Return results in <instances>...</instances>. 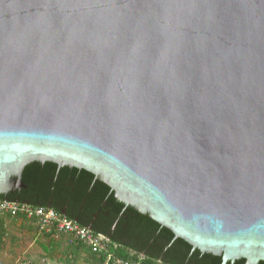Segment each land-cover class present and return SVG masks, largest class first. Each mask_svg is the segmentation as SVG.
I'll list each match as a JSON object with an SVG mask.
<instances>
[{"label": "water", "instance_id": "water-1", "mask_svg": "<svg viewBox=\"0 0 264 264\" xmlns=\"http://www.w3.org/2000/svg\"><path fill=\"white\" fill-rule=\"evenodd\" d=\"M35 161L264 261V0H0V195Z\"/></svg>", "mask_w": 264, "mask_h": 264}, {"label": "trees", "instance_id": "trees-1", "mask_svg": "<svg viewBox=\"0 0 264 264\" xmlns=\"http://www.w3.org/2000/svg\"><path fill=\"white\" fill-rule=\"evenodd\" d=\"M26 187L0 195V200L19 201L35 207L51 208L59 216L76 221L98 235L109 238L116 257L136 264H221L222 259L202 253L148 215L117 200L113 190L92 173L54 162L35 161L23 171ZM8 217L10 215H7ZM10 218L34 223L51 248L63 247L66 264L82 260L84 264H104L105 255L93 252L78 240L66 243L67 234L40 230L35 220L18 215ZM31 221V222H30ZM55 235H60V242ZM46 249V248H45ZM48 251V249H47ZM244 264L245 260L236 261ZM231 264V263H228ZM260 264H264L261 261Z\"/></svg>", "mask_w": 264, "mask_h": 264}, {"label": "rangeland", "instance_id": "rangeland-1", "mask_svg": "<svg viewBox=\"0 0 264 264\" xmlns=\"http://www.w3.org/2000/svg\"><path fill=\"white\" fill-rule=\"evenodd\" d=\"M0 216L10 218L7 215ZM55 238L61 243L60 235H55ZM67 238L66 243L74 239L69 235ZM47 242V238L35 230L34 223L23 222L21 225L18 221L8 219L6 223L0 221V264H66L63 259L65 249L51 248ZM71 264L84 262L78 260Z\"/></svg>", "mask_w": 264, "mask_h": 264}, {"label": "built area", "instance_id": "built-area-1", "mask_svg": "<svg viewBox=\"0 0 264 264\" xmlns=\"http://www.w3.org/2000/svg\"><path fill=\"white\" fill-rule=\"evenodd\" d=\"M0 215H10L11 217L21 215L35 220L40 230L67 234L93 252L103 253L106 258L104 264H136L116 257L110 250V240L107 236L96 235L91 229L81 227L76 221L59 216L54 210L16 201L0 200Z\"/></svg>", "mask_w": 264, "mask_h": 264}, {"label": "crops", "instance_id": "crops-1", "mask_svg": "<svg viewBox=\"0 0 264 264\" xmlns=\"http://www.w3.org/2000/svg\"><path fill=\"white\" fill-rule=\"evenodd\" d=\"M11 220V221H15V222H19V224H21L22 225V223H23V221H22V219H15V218H7V217H1L0 216V221L3 223H6V220ZM3 227H5L4 225H3Z\"/></svg>", "mask_w": 264, "mask_h": 264}, {"label": "flooded vegetation", "instance_id": "flooded-vegetation-1", "mask_svg": "<svg viewBox=\"0 0 264 264\" xmlns=\"http://www.w3.org/2000/svg\"><path fill=\"white\" fill-rule=\"evenodd\" d=\"M231 264H238V263L234 262V263H231ZM244 264H246V263H244ZM258 264H260V263H258Z\"/></svg>", "mask_w": 264, "mask_h": 264}]
</instances>
